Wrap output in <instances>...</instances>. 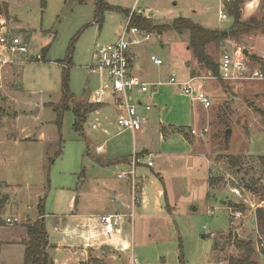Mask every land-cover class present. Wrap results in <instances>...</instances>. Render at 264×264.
Here are the masks:
<instances>
[{"label": "rangeland", "instance_id": "374dc122", "mask_svg": "<svg viewBox=\"0 0 264 264\" xmlns=\"http://www.w3.org/2000/svg\"><path fill=\"white\" fill-rule=\"evenodd\" d=\"M100 1L123 11L140 12L144 17L151 18L156 26L172 25L179 18H189L194 23L224 31L234 23L232 17L219 21V0H46V8L42 7L41 0H12L9 15L0 14V26H7L11 36L20 37L28 43L30 57L42 55L44 48L50 49L46 60L17 58L1 72L0 242L27 237L23 226L39 215L38 206L42 202L50 242L58 246L63 242L58 222L60 218L68 220L72 214L71 198L82 195L81 200L89 199L84 192L94 190L92 178L99 170V163H113L115 154L125 157L132 149L130 134L115 136L118 113L114 109H101V121H97L98 116L94 112L90 113L80 131L74 129L76 117L72 110L60 118L54 109L62 101L65 77L73 96L71 109L76 104L89 105V97L98 81L88 76L86 66L92 63L97 45L109 43L127 23L128 18L123 12L105 11L104 20L99 25L96 10ZM246 1H254V4L246 7ZM4 2L9 10L8 0H0V8L3 9ZM240 7L241 21L261 23L259 29L228 40V43L210 45L207 50L216 64H219L224 52L238 50L245 57L247 78H253L254 73L264 72V0H243ZM151 34L148 42L132 46L131 52L138 55L137 62L143 67L141 77L146 82L167 84L173 74L169 66L171 61L180 64L184 58H191L186 49L190 34L188 31L182 34L171 31L163 35L152 31ZM70 51L72 64L66 63ZM246 51L248 54H245ZM152 56L161 59L164 66H156ZM63 66L69 68L64 69ZM175 75L178 78L179 74ZM209 76L213 78L204 82L210 80L223 96L212 102L214 106L209 109L210 119L197 125L189 114L192 107L190 99L185 102L179 93H175L179 95L173 98L175 107L189 110L187 124H184L188 126L178 129V132L190 133V128L198 127L200 134V129L209 124V132L201 139L208 157L215 162L218 170L215 182L223 190L237 182L252 183L255 194L262 197L264 169L260 160L264 157V79L225 82L220 80L219 75L214 76L204 69L202 78ZM158 89L161 92L167 88L162 86ZM157 101L161 103V98ZM92 123L96 125L94 128ZM229 129L231 135L227 137ZM104 130L108 132L104 134ZM104 143L106 153L97 154L96 148ZM229 156L239 159V167L229 164ZM82 179L88 180L89 185L81 190ZM229 196L232 201L238 200L231 194ZM219 213L223 216L221 222H225V227L227 218L223 210ZM8 217L18 218L19 224L14 227L6 225ZM167 219L166 224L151 225L147 222L143 224L136 217L133 254L140 264H182L181 254L185 264H228L230 258L247 256L246 249L237 251L233 248L234 240L230 237L203 238L205 231L210 234L211 227L219 229L220 224H213L207 215L194 218L195 229L192 232L185 224L177 230L172 219ZM253 229V224L252 231L244 229L243 237L253 251L251 260L264 264ZM126 230L131 235L128 227ZM75 245L79 249L83 247L81 241ZM54 252L50 255L54 261L57 260V264L67 262L73 255L71 252ZM24 255L25 250L20 244L0 246V264H24ZM128 257L129 253L121 251L112 250L110 254H105L96 250L90 252L86 262L79 264H97L94 263L97 261L98 264H128ZM91 258L97 261L91 262Z\"/></svg>", "mask_w": 264, "mask_h": 264}, {"label": "crops", "instance_id": "0c3cea01", "mask_svg": "<svg viewBox=\"0 0 264 264\" xmlns=\"http://www.w3.org/2000/svg\"><path fill=\"white\" fill-rule=\"evenodd\" d=\"M18 1L23 2L28 0ZM11 2L12 0H8L9 11L11 10L12 6ZM245 4L247 5L246 7H251L250 5L254 4V1H246ZM184 19H188L193 22L189 18ZM98 24L100 25V23ZM194 24L200 25L206 29L217 30L210 25L198 23ZM121 31H117L109 43L116 41ZM156 33L158 35H163L167 32L157 31ZM176 33L182 34L183 32ZM228 42L229 41H225L224 43ZM104 45H97V48ZM209 48L210 46H208L207 49ZM186 49L187 52H190L191 58H184L180 64H178V62L175 60L171 61L169 66L172 70V73L177 75L179 74L178 78L182 81H186L190 78H202L205 68L197 62L189 45ZM132 54L136 58L134 63V72L144 82H146L141 77L143 73V67L141 63L137 62L138 55L135 52H132ZM218 65L220 74V62ZM162 66H164V62ZM197 84L203 88L212 102L215 100V98L217 100V98H221L223 96L221 95L220 90L218 91V89H216L211 84L210 80L205 82L204 80L198 81ZM162 86H165L167 89L165 91L159 92L160 89L156 88L153 89L148 95L142 97L143 100L149 101L151 104L155 101V105L153 104L155 109L153 108L149 112L148 121L145 123L143 131L138 132L135 135L131 134L130 132H123L119 130L115 122L117 128V133L115 136L123 137L130 134L133 139L132 149L125 157L124 155L115 154L113 163H99V170L96 171L95 177L92 178L94 190L84 192V196L89 199L86 201L81 200L82 195L80 198H75L74 196L71 198L70 206L73 210L72 214L68 220L60 218L58 222V231L63 238V242L58 246H54L50 242L49 235V243L51 247L49 250L50 254H52L54 251L55 254H65V252L73 253V255L67 259L68 261L64 262L63 264H79L80 262H86L90 252L101 250L96 247H86L85 242L80 238L82 233L81 224L84 223V217L114 212H126L125 205L129 202V183L126 180L118 179L116 174L120 171L129 169V163L134 153L139 155L151 154L154 157L153 168L141 166L138 169V175L143 179V186L142 204L138 208L137 216L143 224L146 222L151 225L162 223L166 224L168 220L167 218L169 217L172 219L177 230L180 229V226L185 224L192 232V230L194 231L195 229L194 218H196L198 215H207L212 219L213 224H220L218 225L219 229H215L213 226V230L211 227L210 234L205 231L203 238H207L208 236L212 238L215 236H227L229 238L231 234H234L233 240L238 239L241 242L248 243L244 240L243 232L244 229H251L252 231L250 217L244 221H234L230 217L228 209L230 207H235L242 211H248L249 206L244 205L241 199L235 197L230 192V189L227 188L223 190V188L220 187L214 180L216 176H218V170L216 169L215 162H213L212 159L208 157L207 148L201 139V137L204 138V136H201L203 129H209V124L200 129V134L197 130L198 127L190 128V133L187 132L182 134L181 132H178V129L182 130V128H187L188 125L184 124H187L188 119L186 116L189 110L185 111L181 110V108L175 107L176 105L173 102V98L175 95H180V97L185 99V102L190 99L192 107L189 114L192 117L193 123L197 125H202L203 120L210 119V110H206L199 103L193 102L189 96L182 94L178 87L169 84H163L159 86V88ZM175 93H179V95ZM223 93L226 95L225 91ZM157 98H161V103L157 101ZM212 106H214L213 103ZM100 111L101 109L97 113L95 110L93 111L94 113L92 112L98 116L97 121H101L99 118L101 116ZM94 125L95 124L92 123V127ZM192 130H196L197 134L192 135ZM103 132L106 134L108 130H104ZM99 148H101L100 151H98ZM95 151L97 154L106 153L105 143L98 146ZM211 180H214L213 183H211ZM88 183V180L82 179L79 186L81 190L85 186L89 185ZM246 184H249V188H247L248 195L253 196L255 194V190L253 191L250 189V183ZM228 193L238 200L232 201L229 196L230 194ZM41 198L42 197L40 196L39 199ZM112 199L118 200V203L112 204ZM221 210H223L224 216L227 218V225L225 227H223L225 222H221L223 220L222 214L219 213ZM38 216L35 218V220L29 219L27 221V223L23 226L25 231L28 225L34 223L38 219ZM44 218H46L45 215ZM164 219L167 220L164 221ZM232 230L233 233H231ZM179 234H181V232ZM129 236V233L127 232L126 237L128 238ZM27 240L28 236L21 237L20 239L2 241L0 242V246L20 244L25 250L23 243ZM77 241L82 242L83 247L81 249L76 247L75 243ZM233 248L239 251L235 245V242L233 243ZM112 250L115 251L114 249H110V252L108 253L105 252L104 249L102 251L105 254H110ZM54 264H57V260L54 261Z\"/></svg>", "mask_w": 264, "mask_h": 264}, {"label": "built area", "instance_id": "2783aa9c", "mask_svg": "<svg viewBox=\"0 0 264 264\" xmlns=\"http://www.w3.org/2000/svg\"><path fill=\"white\" fill-rule=\"evenodd\" d=\"M233 1L220 0L219 21L230 18L229 5ZM134 13L143 16L142 13L132 10L117 40L99 46L93 52L92 63L86 66L88 76L94 77L98 81V86L89 97V105L95 109L96 113L107 107L114 109L118 113L116 124L119 130L130 132L133 135L143 131L144 125L148 121V114L153 109L152 104L143 100L142 97L148 95L151 88L156 89L163 85L161 82L156 84L146 83L134 72L136 58L131 52V47L148 42L152 37L151 33L130 24ZM30 53L31 48L28 43L20 37L11 36L8 27L1 24L0 88L3 81L1 72L4 67L15 63L17 58L30 60L32 57H30ZM42 59V55L39 54L34 56L33 60L42 61ZM151 60L157 66L163 65V61L154 56L151 57ZM63 68L68 69L69 67L63 66ZM262 75H264V72H256L252 75L253 78H247L245 57L238 50L232 53L224 52L221 55L219 78L222 81L259 80L264 79ZM212 78V76H209V78H190L182 81L173 74L167 84L178 87L182 94L189 96L193 102H197L204 109L209 110L212 107V100L197 82ZM208 132V128L203 129L201 136ZM191 133L196 135L197 131L192 130ZM100 150L101 148L98 149V151ZM141 166L153 168V155L134 153L129 163V169L116 174L118 179L126 180L129 183V202L125 205L126 212L84 217V223L81 224L82 233L80 238L85 242L86 247H96L101 250L108 247L117 252H128V264H140L133 254V230L138 208L142 204L143 179L138 175V169ZM229 189L235 197L243 201L244 205L249 206L248 211L230 207L228 209L230 217L234 221H244L250 217L258 242V252L264 256V196L248 195L245 183H234ZM111 203L116 204L118 200L112 199ZM260 214L263 216L262 220ZM5 223L10 227H14L19 224V219L8 217ZM126 227L131 230V235L128 238L126 237Z\"/></svg>", "mask_w": 264, "mask_h": 264}, {"label": "trees", "instance_id": "16d2710c", "mask_svg": "<svg viewBox=\"0 0 264 264\" xmlns=\"http://www.w3.org/2000/svg\"><path fill=\"white\" fill-rule=\"evenodd\" d=\"M42 7L46 8V0H41ZM243 0H234L230 3L229 15L234 19V23L229 30H210L206 29L200 25L194 24L188 19L179 18L172 25L166 26H156L153 24V21L149 18L143 17L141 15H132L130 24L136 26L142 30H145L149 33L152 31H162V32H184L188 31L190 34L189 47L193 52V55L197 62L204 67L206 70L211 71L214 76L219 75V65L216 64L212 56L208 53V46L210 45H220L228 40H235L243 35H246L255 29H259L261 23L256 21H251V23H245L241 21V7ZM105 11H121L127 17L130 16L131 11H123L119 8L105 4L103 1H100L97 10H96V21L97 23H102L104 20ZM4 13L9 15L8 5L4 2L3 9L0 8V14ZM50 47L44 48L42 51L43 59L46 60L47 54L49 53ZM72 49V48H71ZM72 52H69L66 63L72 64ZM73 100V96L69 90L66 77L64 78L63 83V98L57 107H55V112L59 114V117L62 118L63 114L67 111L72 110L76 121L74 124V129L76 131L82 130L83 123L87 121V117L95 109L90 105L76 104L72 109L70 103ZM264 116V115H263ZM228 149V148H227ZM229 164L233 167H239V159L235 157H228ZM261 164L264 169V157L261 158ZM214 180H211L213 183ZM253 191L254 185L250 183ZM39 215L41 216L34 223L26 227V232L28 240L23 244L25 246V255H24V264H54L53 257L50 255V243H49V233L46 229V221L43 213V204L39 203L38 206ZM260 219H263V216L260 214ZM262 224V223H261ZM263 225V224H262ZM230 238L234 239V234H231ZM235 245L238 249H246L247 256L244 258H230L228 264H256L251 260L253 251L250 247V244L239 241L238 239L234 240ZM182 248V245H180ZM91 262L97 261L90 259ZM181 262L184 263V256L181 254ZM98 264L97 262H94Z\"/></svg>", "mask_w": 264, "mask_h": 264}, {"label": "water", "instance_id": "95a60500", "mask_svg": "<svg viewBox=\"0 0 264 264\" xmlns=\"http://www.w3.org/2000/svg\"><path fill=\"white\" fill-rule=\"evenodd\" d=\"M245 54H248V52L246 51ZM31 59L32 60L34 59V56L33 55L31 57ZM38 111H39V108L34 111V116L37 115ZM226 135H227V137L229 135H231V130L230 129L226 131ZM246 187L249 188V184H246ZM104 251L108 253V252H110V249L108 247H104Z\"/></svg>", "mask_w": 264, "mask_h": 264}]
</instances>
